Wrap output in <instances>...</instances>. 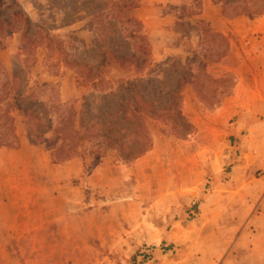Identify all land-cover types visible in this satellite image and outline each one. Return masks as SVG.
Segmentation results:
<instances>
[{"label": "rangeland", "instance_id": "rangeland-1", "mask_svg": "<svg viewBox=\"0 0 264 264\" xmlns=\"http://www.w3.org/2000/svg\"><path fill=\"white\" fill-rule=\"evenodd\" d=\"M109 1L0 0L17 136L0 146V264H264V0H135L115 17ZM131 81L178 101L145 115L149 148L67 135L76 151L56 157L50 123L77 125L85 103L91 124L97 88Z\"/></svg>", "mask_w": 264, "mask_h": 264}, {"label": "trees", "instance_id": "trees-1", "mask_svg": "<svg viewBox=\"0 0 264 264\" xmlns=\"http://www.w3.org/2000/svg\"><path fill=\"white\" fill-rule=\"evenodd\" d=\"M108 3V2H107ZM135 0H110L109 10H113L112 16L123 14L126 8L135 6ZM116 10V11H115ZM127 20L136 23V28H130L132 36H138L141 42L139 45L143 52H147L146 40L143 34L140 33V21L134 16H127ZM152 81V79H148ZM15 77L14 73L10 79L4 81V90L0 93V146L14 145L16 143V133L14 128V117L6 104V93L9 88L14 87ZM142 83H135L131 81L128 85L129 89L124 85L119 86V93L114 94L112 90H104L102 86L98 87L101 90V106L96 110L95 119L92 123L87 125L83 123V116L88 111L87 104L81 107L77 113L79 115L75 124V120L71 115L66 118L60 117L62 111V104L55 103V111H59V119L57 123H50V133H57L60 139L59 143L51 144L54 149V154L58 156H69L76 151V143H69L66 141V136H72L76 139L82 138H97L98 147L102 150L115 149L119 156L125 158H135L145 152L150 146V137L145 123V115L167 116L170 108L177 107L178 101L172 99L167 105H160L155 107V101L145 99L141 91ZM144 87V85H143ZM162 88V87H161ZM129 91H131L130 95ZM160 91V90H158ZM168 97H178V85L166 89ZM154 108V109H153ZM33 111L26 107L25 113L28 115V126L31 124L29 117ZM32 116H35L34 113ZM36 117V116H35Z\"/></svg>", "mask_w": 264, "mask_h": 264}]
</instances>
